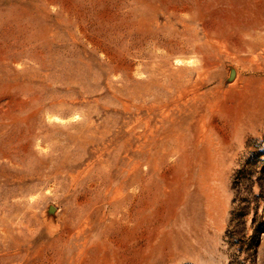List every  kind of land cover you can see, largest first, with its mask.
I'll return each instance as SVG.
<instances>
[{
	"label": "rangeland",
	"instance_id": "obj_1",
	"mask_svg": "<svg viewBox=\"0 0 264 264\" xmlns=\"http://www.w3.org/2000/svg\"><path fill=\"white\" fill-rule=\"evenodd\" d=\"M0 264H264V0H0Z\"/></svg>",
	"mask_w": 264,
	"mask_h": 264
}]
</instances>
